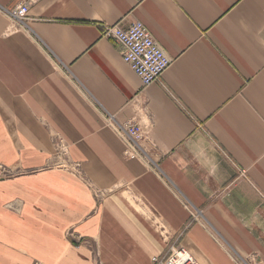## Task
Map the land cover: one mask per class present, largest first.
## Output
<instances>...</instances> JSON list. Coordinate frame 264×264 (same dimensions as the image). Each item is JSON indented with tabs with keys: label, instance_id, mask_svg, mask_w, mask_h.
<instances>
[{
	"label": "crops",
	"instance_id": "1",
	"mask_svg": "<svg viewBox=\"0 0 264 264\" xmlns=\"http://www.w3.org/2000/svg\"><path fill=\"white\" fill-rule=\"evenodd\" d=\"M17 3L0 0V264H153L178 246L264 264V0H41L32 31L8 33ZM135 21L172 58L162 83L103 37ZM131 119L145 158L116 132ZM56 135L80 176L43 170Z\"/></svg>",
	"mask_w": 264,
	"mask_h": 264
},
{
	"label": "built area",
	"instance_id": "2",
	"mask_svg": "<svg viewBox=\"0 0 264 264\" xmlns=\"http://www.w3.org/2000/svg\"><path fill=\"white\" fill-rule=\"evenodd\" d=\"M41 0H18L13 9H2L10 20L8 33L32 31V8ZM103 37L112 40L121 47L123 61L141 80L144 87L154 83H162V77L168 71L173 61L161 45L154 39L149 29L141 22L135 21L127 27L121 23L103 25ZM114 119L111 117L110 120ZM116 132L125 144V156L136 160L145 158L146 151L143 142L146 130L137 119L125 123H116ZM54 159L65 168V172L80 176L81 164L70 159V147L63 137L56 135L54 140ZM153 264H198L191 254L181 246L172 247L164 257H155Z\"/></svg>",
	"mask_w": 264,
	"mask_h": 264
},
{
	"label": "rangeland",
	"instance_id": "3",
	"mask_svg": "<svg viewBox=\"0 0 264 264\" xmlns=\"http://www.w3.org/2000/svg\"><path fill=\"white\" fill-rule=\"evenodd\" d=\"M55 140V139H54ZM53 149H54V151H53V154H52V161H49L47 164H46V166L45 167H43V170H57V171H61V172H65V168H63V166H61V165H59V161H56L55 159H54V153H56V154H58V151H55V146H53ZM2 165H0V169L1 170H3L2 169ZM32 172H30V171H21V170H19V171H17V173H15V174H11V176L12 177H16V175H29V174H31ZM70 175H72L73 176V174L71 173V172H68ZM74 177V176H73Z\"/></svg>",
	"mask_w": 264,
	"mask_h": 264
}]
</instances>
